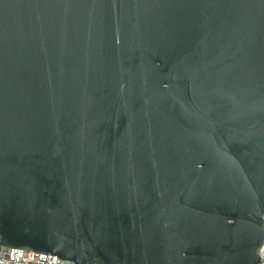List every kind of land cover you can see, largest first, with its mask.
I'll list each match as a JSON object with an SVG mask.
<instances>
[{"label": "water", "instance_id": "obj_1", "mask_svg": "<svg viewBox=\"0 0 264 264\" xmlns=\"http://www.w3.org/2000/svg\"><path fill=\"white\" fill-rule=\"evenodd\" d=\"M0 245L263 264L264 0H0Z\"/></svg>", "mask_w": 264, "mask_h": 264}, {"label": "built area", "instance_id": "obj_2", "mask_svg": "<svg viewBox=\"0 0 264 264\" xmlns=\"http://www.w3.org/2000/svg\"><path fill=\"white\" fill-rule=\"evenodd\" d=\"M0 264H73L45 251L0 245Z\"/></svg>", "mask_w": 264, "mask_h": 264}, {"label": "rangeland", "instance_id": "obj_3", "mask_svg": "<svg viewBox=\"0 0 264 264\" xmlns=\"http://www.w3.org/2000/svg\"><path fill=\"white\" fill-rule=\"evenodd\" d=\"M262 261H263V264H264V248H263V250H262Z\"/></svg>", "mask_w": 264, "mask_h": 264}, {"label": "bare ground", "instance_id": "obj_4", "mask_svg": "<svg viewBox=\"0 0 264 264\" xmlns=\"http://www.w3.org/2000/svg\"><path fill=\"white\" fill-rule=\"evenodd\" d=\"M263 248H264V245H263Z\"/></svg>", "mask_w": 264, "mask_h": 264}]
</instances>
